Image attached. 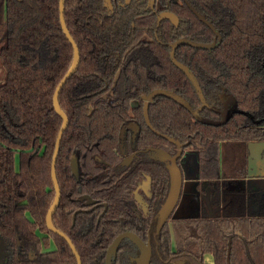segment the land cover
<instances>
[{"label":"trees","instance_id":"16d2710c","mask_svg":"<svg viewBox=\"0 0 264 264\" xmlns=\"http://www.w3.org/2000/svg\"><path fill=\"white\" fill-rule=\"evenodd\" d=\"M103 1H65L80 66L59 95L69 123L56 163L62 196L54 226L71 239L82 264H105L107 247L121 232L112 219L126 211L131 186L114 175L106 189L107 176L100 177L106 167L98 161L117 166L119 129L129 104L162 89L198 118L174 100L156 97L149 109L154 129L188 143L198 177L211 186L217 182L224 203L201 212L198 221L175 225L181 252L192 261L211 252L215 264H226L231 242L230 264H264V193L228 188L249 175L252 145L264 146V0H156L159 9L149 0H113L111 15ZM60 18V0H0V237L6 264H78L66 240L46 224L56 193L51 164L63 123L53 95L74 57ZM185 70L196 78L204 107ZM227 96L234 98L235 111L225 117ZM140 119L142 146L175 151L145 127L143 113ZM226 144L237 145L230 151L235 169H246L243 176L224 173L230 164L222 156ZM142 168L164 197V164ZM81 194L109 204L100 222L99 209L78 213L74 222L73 214L83 208ZM162 233L163 252L169 254L171 234ZM51 241L55 250H45Z\"/></svg>","mask_w":264,"mask_h":264},{"label":"flooded vegetation","instance_id":"af4514ba","mask_svg":"<svg viewBox=\"0 0 264 264\" xmlns=\"http://www.w3.org/2000/svg\"><path fill=\"white\" fill-rule=\"evenodd\" d=\"M131 2L132 0H125L126 4H130ZM148 2L151 7L156 6V8L159 9V5H157L156 0H149ZM110 3L112 7L111 10L105 5V0L103 1L104 8L108 10V14L111 15L114 13L113 0H110ZM154 91L148 94V96L131 102L128 109L126 110L127 118L121 124L117 140V166L110 162H106V160L98 161L104 165V167H106L105 172L100 176H107L104 181L106 189L111 187V182L109 181L114 179V175H118L115 177L117 181L128 180L131 186V188L127 191L128 196L125 202L126 211L123 212V214L121 213L113 216L114 218L112 220L119 224L118 226L121 232L118 233L110 245L124 233H130L134 235L144 245L143 249L139 248L133 240L130 238H124L118 247L117 256L113 258L112 264H143L142 260L144 253L148 252V250L151 253L149 264H215V258L211 252L204 253L201 261H192L191 259H188L187 255L181 252L182 249L179 246L180 236L175 230V225L179 221L187 223L194 220L198 221V218L201 215L200 213L205 212L206 210L209 211L221 209L224 205L221 197L222 189L217 182H213V185L211 186V181H206L198 177L199 163H197L195 152H192L188 149V143H182L178 139L170 137L169 135L154 129L151 123L149 109L156 97L163 96L154 95V97L150 98V95L154 93ZM226 100L227 97L223 98L224 103ZM224 103L223 111L225 117H227L235 110L234 106H227V108H224ZM141 113H143L145 127L154 134L166 140L170 145L176 146L174 152L170 151L167 147L152 145L142 146L140 144V137L143 132V124L141 123L140 119ZM122 126H124L125 132L123 134L121 144H119ZM169 139L178 141L181 147H179L174 142L172 143ZM160 150L166 152L169 158H173L180 150L182 151L181 155L176 160V163L181 171L182 187L175 208L166 218L162 215L161 211L168 200V195L172 186L171 173L169 169L172 166V163L169 159L162 158L163 156L159 152ZM228 155L229 158L226 159L230 163V166H236L235 162L237 160L234 161V154L229 150ZM74 158L77 166V159L75 155L71 159V166L72 160ZM148 162L153 165L156 163L164 164L168 171L169 185L164 197L160 194L158 190L160 187L157 186V182L154 181L153 176L142 168L143 165ZM73 172L78 177L79 166H77V171L73 169ZM233 173H231V175L243 176L242 174L239 175ZM249 176L250 174L246 177L243 176L242 178H238L235 181H231L228 183V188L243 189L244 187L240 188V183L249 180ZM218 180L220 183L225 182V180L222 178ZM246 188L252 189L248 185ZM257 191H259V196L264 193V190L262 189ZM77 200L80 202L83 208L79 209L73 214V218L75 215L74 222L78 213H89L98 209L101 210L98 212L97 216L98 222H100L109 208V204L107 202H98V200H96L90 194H81ZM165 229H168L169 233L171 234L170 243L168 245V250H170L169 254L163 252L162 248V242H165L162 232H164ZM37 232L40 234L39 231ZM229 243L231 246V242ZM51 244H53L52 241ZM107 252L105 256V264ZM226 264H230V256L228 261V255Z\"/></svg>","mask_w":264,"mask_h":264},{"label":"water","instance_id":"95a60500","mask_svg":"<svg viewBox=\"0 0 264 264\" xmlns=\"http://www.w3.org/2000/svg\"><path fill=\"white\" fill-rule=\"evenodd\" d=\"M65 1L66 0H60V12H61V28L63 29V32L66 36V38H68V40L70 41L71 45L74 47V57H73V61H72V66L70 67V69L68 70V72L65 74V76L61 79V82L58 84L53 98H54V108L55 111L58 115H60L63 119V123H62V127L59 130V134L55 143V152H54V156H53V160H52V183L55 186V197H54V203L52 204V206L50 207L47 215H46V224H47V228L49 231H51L54 234L60 235L62 238H64L66 240V242L69 244L71 251L74 252L76 258H77V263L78 264H82V260L80 257L79 252H77L75 245L73 244V242L71 241V239L65 235L62 231H60L59 229H57L54 224H53V216L54 213L57 211L61 201V189H60V184H58L57 181V167H56V163H57V159H58V155L60 152V145L63 139V135H64V131L67 129L68 127V123H69V119L67 117V115H65V113L62 111L61 106H60V102H59V95L61 90L64 88V86L68 83V79L77 72L79 66H80V51L78 46H76L75 41L69 31V29L66 27V22H65V18H64V8H65ZM105 5L111 10V3L110 0H105ZM196 13V12H195ZM197 14V13H196ZM199 16V15H198ZM165 17L167 18H174L172 16V14L166 15ZM202 19V18H201ZM187 74H189V77H191V80L195 86V89L197 91V94H199L200 99L203 103V107L205 105V99H204V95L202 94L201 88L196 80L195 77H193L189 71L185 70ZM154 95H163L166 96L168 98H170L171 100L174 99L175 101H177L179 104L183 105L186 109H188V111H191L192 114L198 118L197 112L190 110L187 106V104L179 99V97L177 95H174L173 93H169L166 92L165 90H155L154 93H152L150 95V98L154 97ZM235 105V100L232 96H227V100L224 103V108H227V106L232 107ZM125 130H124V126H122L121 128V135H120V139H119V144H121L122 138H123V134H124ZM166 137V136H164ZM167 138V137H166ZM172 143H176L179 147L180 144L178 141H175L174 139H169ZM258 146V145H257ZM256 146V147H257ZM162 154V158L165 159H169L172 163V166L169 168L170 169V173H171V181H172V186H171V190L170 193L168 195V200L166 202V204L163 206L162 208V215L166 218L167 216H169V214L173 211V209L175 208V205L177 203V200L179 199L178 196L180 194V190L182 187V181H181V171L180 168L178 167L176 160L177 158L181 155L182 151L180 150L177 155H175L173 158H169V156L166 154V152L160 150L159 151ZM164 160V159H163ZM72 166L73 169L75 171H77V166L75 163V158L72 160ZM75 218V215H74ZM124 238H130L131 240H133L139 248H144V245L142 242L139 241V239H137L134 235L130 234V233H124L123 235L119 236L107 249V258H106V264H112V260L113 258H115L117 256V250L118 247L120 245V243L124 240ZM229 254H228V261H229V256H230V243H229ZM150 251L148 250V252L144 253L143 256V260L142 263L143 264H149L150 261Z\"/></svg>","mask_w":264,"mask_h":264},{"label":"crops","instance_id":"0c3cea01","mask_svg":"<svg viewBox=\"0 0 264 264\" xmlns=\"http://www.w3.org/2000/svg\"><path fill=\"white\" fill-rule=\"evenodd\" d=\"M258 144H254L251 147L252 157H251V163L249 166V187L254 190H264V146ZM257 146V147H256ZM237 147L235 144H226L223 147V156H227V159L229 158L228 151L231 150V148ZM249 160V159H248ZM248 169V168H247ZM235 171V172H234ZM246 171L245 168H237L235 169V166L231 167L230 164H225L224 173L226 172L227 175L233 173V174H242Z\"/></svg>","mask_w":264,"mask_h":264},{"label":"rangeland","instance_id":"374dc122","mask_svg":"<svg viewBox=\"0 0 264 264\" xmlns=\"http://www.w3.org/2000/svg\"><path fill=\"white\" fill-rule=\"evenodd\" d=\"M4 71L0 68V83L3 80ZM16 168L19 170V158L16 163ZM249 186V180L243 181L240 183V188ZM54 245L51 244L49 247L45 248V250L52 251L54 250ZM7 261V254H6V246L4 240L0 237V264H6Z\"/></svg>","mask_w":264,"mask_h":264}]
</instances>
